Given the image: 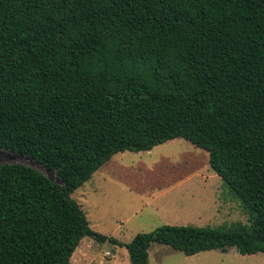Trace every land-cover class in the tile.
Segmentation results:
<instances>
[{"label":"trees","instance_id":"trees-1","mask_svg":"<svg viewBox=\"0 0 264 264\" xmlns=\"http://www.w3.org/2000/svg\"><path fill=\"white\" fill-rule=\"evenodd\" d=\"M184 138L244 204L251 225L165 224L124 243L72 194L125 151ZM0 264H72L84 237L149 264L264 252V0H0Z\"/></svg>","mask_w":264,"mask_h":264},{"label":"rangeland","instance_id":"rangeland-1","mask_svg":"<svg viewBox=\"0 0 264 264\" xmlns=\"http://www.w3.org/2000/svg\"><path fill=\"white\" fill-rule=\"evenodd\" d=\"M207 150L178 137L150 151L115 154L72 197L86 212L92 229L129 243L142 232L165 224L226 227L251 225L250 214L210 166ZM25 163L60 181L26 155L4 151L0 163ZM72 264H132L126 246L84 237ZM149 264H264V252L242 254L236 248L187 255L154 243Z\"/></svg>","mask_w":264,"mask_h":264},{"label":"water","instance_id":"water-1","mask_svg":"<svg viewBox=\"0 0 264 264\" xmlns=\"http://www.w3.org/2000/svg\"><path fill=\"white\" fill-rule=\"evenodd\" d=\"M4 150H0V157L3 154ZM57 182H61V181H57Z\"/></svg>","mask_w":264,"mask_h":264}]
</instances>
